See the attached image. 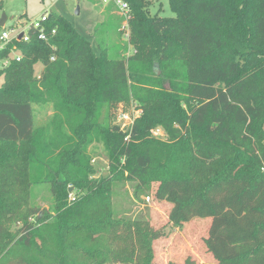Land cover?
Returning <instances> with one entry per match:
<instances>
[{
	"label": "trees",
	"instance_id": "obj_1",
	"mask_svg": "<svg viewBox=\"0 0 264 264\" xmlns=\"http://www.w3.org/2000/svg\"><path fill=\"white\" fill-rule=\"evenodd\" d=\"M122 1L126 31L108 3L96 46L50 13L46 40L28 28V41L10 39L18 55L8 56L11 44L0 50V264H155L161 229L146 225L142 259L132 242L121 251L106 242L126 183L128 203L152 191L168 202L174 226L209 218L203 242L218 264H264V0H168L172 16ZM113 16L120 23H106ZM47 103L50 121L35 126L32 105ZM118 103L139 110L128 130L108 120ZM93 142L107 153L99 180L89 176ZM41 184L51 214L31 203Z\"/></svg>",
	"mask_w": 264,
	"mask_h": 264
},
{
	"label": "rangeland",
	"instance_id": "obj_2",
	"mask_svg": "<svg viewBox=\"0 0 264 264\" xmlns=\"http://www.w3.org/2000/svg\"><path fill=\"white\" fill-rule=\"evenodd\" d=\"M147 1L150 2L148 5V12L150 14H158L159 16L173 15L168 0ZM108 3L112 7V10L110 9L108 11L121 15L115 4L108 2V0L101 1L100 4H98L100 5L99 7H97V3H94L93 0H0V18L3 14L6 17L4 25L0 26V30L10 31V36L14 37L15 34L25 30L26 26L32 20L37 19L41 14L45 12L47 14L55 13L56 15H61L68 19L80 33L88 36L91 43H95L94 46H96L95 37L93 38V36H95V34H93L94 27L106 20L104 13L107 8H109ZM76 6H79L77 13L75 12ZM113 21L115 24L120 23L119 17L115 18L114 16L109 21L107 20L106 23L112 24L114 23ZM122 40H125L123 35L121 38L116 36L107 37L109 46L115 44L122 45ZM8 44L12 46V40L0 42V50ZM11 48L8 56L18 55V50L15 49L14 46ZM130 52H132V50H130ZM4 61H6V59L0 60V69ZM154 65L158 70V65L156 63ZM41 69V63H36L35 74H40ZM1 82L2 75L0 74V83ZM32 106L35 126L40 127L48 124L53 114L52 105L47 103L33 104ZM109 109L108 120L112 124H117V114L122 110L129 111L130 113L133 112V114L135 113L132 104H128L124 107L118 103L117 105H112ZM161 132V134L156 136L163 137L164 133L162 130ZM88 152L94 160L92 166L96 168V172L89 175L90 179L99 180L102 175L108 173V160L104 145L101 142L90 143L88 145ZM122 188L123 186L118 188L117 197H114V208L118 217L111 218V220H113L115 226L112 224V231L108 229L105 232L107 233L105 235L108 238L106 241L108 244L115 242V249L121 251L123 250V244H131L132 242L133 247L141 249L138 256L142 259L145 254L147 256L143 244L149 239V228L146 227V225H149L151 228L161 229L163 232L161 236L152 241V262L155 264H166L168 259L183 262L185 257H189L194 262L193 264H218L211 253L207 251L203 242L207 235L209 218H192L181 226H174L166 222L170 204L166 201H156L153 197V191L149 194L150 198L148 200L145 198L141 201L135 199L134 203H128L125 197L128 195L132 198L133 188L127 183L124 185L128 194H122L120 192ZM52 199L53 195L48 185L41 184L35 186L31 203L39 208V214H42L43 211L49 214L52 213ZM162 224H167L164 229L161 226ZM135 228L138 229L136 230ZM75 236L78 239L80 238V241H86L88 237L84 232H79ZM70 239L72 241L78 240L75 238Z\"/></svg>",
	"mask_w": 264,
	"mask_h": 264
},
{
	"label": "built area",
	"instance_id": "obj_3",
	"mask_svg": "<svg viewBox=\"0 0 264 264\" xmlns=\"http://www.w3.org/2000/svg\"><path fill=\"white\" fill-rule=\"evenodd\" d=\"M113 2L115 4L116 8L120 11L121 15L124 17V22H123L122 28L126 31L127 20L130 17V15L128 13V6L122 0H114ZM46 19H47V13L45 12V13L41 14V16L38 17L37 19L32 20L26 26L25 30H23L22 32H19L18 34H15L14 37L10 36V34H9L10 31L2 30L0 32V41L5 42L7 40H10L11 38H16L17 40L22 39L23 41H28L30 38V34L28 33V30H27L28 28H31L35 31L37 30V38L38 39L46 40L48 38V34H47V31L42 26L43 21H45ZM11 31H12V29H11ZM53 33H54V29H51L49 32V36H51ZM19 35H20V38H18ZM125 36H126V34H125ZM134 111H135V113L133 114V112L130 113L129 111L122 110L117 114V118H118L117 125L119 126V128L121 130H128L131 127L134 118L139 114V110H134ZM128 113H130V114H128ZM161 133L162 132L159 128H155L152 131L153 135H159ZM93 161L94 160L91 159V163H93ZM145 199L148 200V197H146Z\"/></svg>",
	"mask_w": 264,
	"mask_h": 264
},
{
	"label": "water",
	"instance_id": "obj_4",
	"mask_svg": "<svg viewBox=\"0 0 264 264\" xmlns=\"http://www.w3.org/2000/svg\"><path fill=\"white\" fill-rule=\"evenodd\" d=\"M78 9H79V6H76V10H75L76 13L78 12ZM5 20H6V17H5V15L3 14L2 17L0 18V26H3V25H4ZM20 35H21V34H20ZM20 35H19L18 38H20ZM157 73H158V71H157ZM71 190H72V187L69 186V187H68V191H71Z\"/></svg>",
	"mask_w": 264,
	"mask_h": 264
},
{
	"label": "crops",
	"instance_id": "obj_5",
	"mask_svg": "<svg viewBox=\"0 0 264 264\" xmlns=\"http://www.w3.org/2000/svg\"><path fill=\"white\" fill-rule=\"evenodd\" d=\"M104 1H107V0H104Z\"/></svg>",
	"mask_w": 264,
	"mask_h": 264
}]
</instances>
